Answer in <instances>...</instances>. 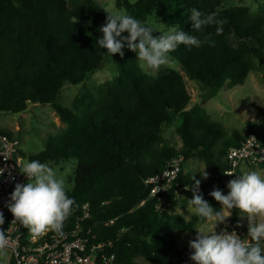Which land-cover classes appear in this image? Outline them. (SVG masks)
<instances>
[{
	"label": "trees",
	"instance_id": "16d2710c",
	"mask_svg": "<svg viewBox=\"0 0 264 264\" xmlns=\"http://www.w3.org/2000/svg\"><path fill=\"white\" fill-rule=\"evenodd\" d=\"M116 5L142 22L153 18L166 29L175 25L197 37L200 47L179 45L170 59L211 97L225 87L243 85L251 70L264 75V0L255 16L244 5L223 9L222 0H116ZM193 8L217 12L224 21L222 34H216L215 25L195 30ZM106 17L97 0H0V113L18 114L29 104H46L65 124L29 158L50 165L75 161L66 189L76 204L63 227H72L87 203L89 218L81 224L96 241L112 244L109 252L116 264H137L139 258L148 264H175L181 255L175 231L190 230L199 219L193 215L185 220L165 208L159 214L156 200L146 199L144 180L177 157L183 162L197 158L209 175L226 177L228 149L257 132L233 130L227 136L200 104L189 106L178 71L164 67L152 77L139 68L136 53L126 45L117 76L74 97L69 107L57 103L63 87L82 84L107 60V49L98 45ZM164 126L175 128L180 148L166 142ZM0 136L13 141L9 133ZM258 166L264 169V164ZM238 175L236 170L229 181ZM192 176L179 175L162 195L165 207L179 201L177 185L194 184ZM231 211L232 221L237 220L238 209Z\"/></svg>",
	"mask_w": 264,
	"mask_h": 264
},
{
	"label": "clouds",
	"instance_id": "9594fccd",
	"mask_svg": "<svg viewBox=\"0 0 264 264\" xmlns=\"http://www.w3.org/2000/svg\"><path fill=\"white\" fill-rule=\"evenodd\" d=\"M193 28L197 31L205 26H216V34H222L224 21L218 19V13H202L196 8L190 10ZM107 13L106 22L100 28L103 33L98 40L102 49L113 56L124 55V47L136 53L141 68L158 71L170 62V53L179 45L200 47L201 41L178 26H170L160 30V36H153L157 31L150 25L124 13ZM128 33L127 36L122 35ZM90 35V33H89ZM207 167L198 172L203 179H208ZM20 173L27 177L28 183L15 185L7 205L12 213L13 223L19 222L33 236H41L49 231L58 234L66 219L72 214L76 204L74 198L67 194L65 181L57 178L56 171L48 164L38 160L25 161L19 167ZM4 169L0 168V175ZM196 174V173H195ZM191 177L194 184L185 185L192 191L188 199V209L200 221L211 222L210 227H195L196 236L189 241L192 249L190 259L194 264H264V173L248 171L238 175L228 182L229 192L225 195L219 189H214L210 195L221 204L215 210L203 198L200 192L201 181L196 175ZM234 175V172H225ZM232 209L244 213L248 220V237L241 238L236 231L229 232L227 228L217 233L218 224H225L232 214ZM4 223L0 212V225ZM8 245V239L0 230V251Z\"/></svg>",
	"mask_w": 264,
	"mask_h": 264
},
{
	"label": "rangeland",
	"instance_id": "374dc122",
	"mask_svg": "<svg viewBox=\"0 0 264 264\" xmlns=\"http://www.w3.org/2000/svg\"><path fill=\"white\" fill-rule=\"evenodd\" d=\"M101 6L110 12L124 13V8H119L116 5V0H97ZM133 1V0H131ZM263 0H222V8H229L236 5L246 6L252 15H257L261 12V4ZM144 23L153 27L155 32L153 36H160V30H166L165 26L153 18L147 19ZM80 24H88L87 21ZM121 56L115 54L112 57L108 55L101 69L87 75L82 84L75 86L66 85L60 91V95L56 102L64 107H69L73 98L81 95L85 90L91 89L93 86L110 80L117 76V63ZM139 68L146 74L155 77L164 67H170L178 71L184 78L186 90L190 95L189 106L200 104L209 115L212 121L218 122L224 128L227 136L233 130L241 135H245L248 129L257 132V136L264 140V75L257 69L251 70L245 79L243 85L234 88H223L214 96L203 89L194 81L188 80L183 72L180 71L177 63L170 59L166 66H162L158 71ZM261 108V112L258 110ZM65 129V124L60 122L57 115L50 105L46 104H29L24 112L18 114L0 113V132L9 133L13 141L17 145L24 157L27 159L35 156L39 151L45 148L48 139L53 138ZM162 135L166 142L175 148H180L181 140L175 133L173 126H164ZM74 160H69L60 165H50L57 174V178L65 181L66 188H69L70 183L68 178H72L74 169ZM184 175H196V179L201 181L200 187L206 183L198 172L204 164L197 158H189L183 162ZM249 171H259L264 173V169L258 165L246 164ZM227 186V185H226ZM227 188L225 193H228ZM210 196L207 200L211 199ZM172 213H176L173 207L169 208ZM220 209V208H219ZM217 209V210H219ZM238 223L242 221L237 219ZM220 227L221 224H218ZM248 226V224H247ZM218 227V228H219ZM7 255V252L0 251V256ZM137 264H148L143 259H136ZM194 264V263H192Z\"/></svg>",
	"mask_w": 264,
	"mask_h": 264
},
{
	"label": "built area",
	"instance_id": "2783aa9c",
	"mask_svg": "<svg viewBox=\"0 0 264 264\" xmlns=\"http://www.w3.org/2000/svg\"><path fill=\"white\" fill-rule=\"evenodd\" d=\"M29 159L24 157L17 142L0 136V168L4 169L0 175V212L3 213L4 223L0 225L7 239L8 245L3 250L7 255L0 256V264H116L115 257L109 252L110 242L96 241L90 228H83L81 222L89 218L87 203L81 205L80 216L70 228L63 227L62 235L49 231L41 236H33L19 222L13 223L14 217L8 209L10 194L17 183H28L27 177L20 173L19 167ZM228 168L225 172H234L242 164H264V140L256 134H249L237 146H232L226 153ZM183 159L172 158L165 164L162 171L144 180L148 193L146 199H155V209L161 214L165 208L162 195L168 192L179 175L183 174ZM223 173V174H224ZM225 175V174H224ZM221 177L218 173L209 175L210 183L203 190L200 189L206 200L214 189L221 190L229 182V175ZM232 176V175H231ZM178 194L185 187L177 185ZM144 202V201H143ZM140 202L139 205H142ZM111 222V221H110ZM67 223V219L64 224ZM227 228L229 232L236 231L241 238H249L248 231L237 220L227 219L216 231L219 233ZM250 239V238H249ZM192 249L181 252L175 264H192L190 259ZM159 264V263H155Z\"/></svg>",
	"mask_w": 264,
	"mask_h": 264
},
{
	"label": "crops",
	"instance_id": "0c3cea01",
	"mask_svg": "<svg viewBox=\"0 0 264 264\" xmlns=\"http://www.w3.org/2000/svg\"><path fill=\"white\" fill-rule=\"evenodd\" d=\"M260 169V167H259ZM184 168H183V174H184ZM249 168L246 166V164H242L238 167L237 172L238 174H242L244 172H248ZM209 177V176H208ZM208 179H206L205 181L207 182ZM227 189V186H224L222 189V193L223 194H227L225 193ZM177 197L179 198L178 202H175L171 205H168L165 207V210L170 213V214H176V215H180L181 217H183L185 220L190 219L193 214L191 213V211L188 209V199L192 198V191L190 190H182L177 194ZM207 202L210 204V206H212L215 210L221 208V204L216 201L213 197L209 200H207ZM170 207L174 208V211L176 213H172L170 211ZM239 211V210H238ZM244 213L238 212L237 215V219H240L243 224V226L247 229L248 231V220L246 216H243ZM231 218V216L229 217ZM228 218V219H229ZM222 225V224H221ZM200 226V227H210L211 226V222H203V221H196V223L193 225V227L190 230H176L175 231V236H176V244H177V251H180V253L189 247V241L193 240L197 234L195 227ZM219 226H217L216 230L218 229Z\"/></svg>",
	"mask_w": 264,
	"mask_h": 264
},
{
	"label": "bare ground",
	"instance_id": "6f19581e",
	"mask_svg": "<svg viewBox=\"0 0 264 264\" xmlns=\"http://www.w3.org/2000/svg\"><path fill=\"white\" fill-rule=\"evenodd\" d=\"M208 181V180H207Z\"/></svg>",
	"mask_w": 264,
	"mask_h": 264
}]
</instances>
